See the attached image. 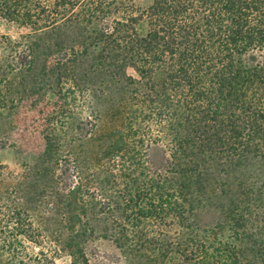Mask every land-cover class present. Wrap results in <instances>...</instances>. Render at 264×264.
<instances>
[{"label":"rangeland","instance_id":"1","mask_svg":"<svg viewBox=\"0 0 264 264\" xmlns=\"http://www.w3.org/2000/svg\"><path fill=\"white\" fill-rule=\"evenodd\" d=\"M129 1L135 15L152 2ZM63 25L45 42L0 19L1 262L154 264L147 256L128 261L125 247L139 256L159 234L171 252L159 264H178L174 245L182 233L224 225V239L236 245L242 264H264L262 196L248 209L230 205L247 194L243 168L211 163L201 171L210 174V183L188 199L185 221L160 214L164 176L177 168L161 126L145 121L146 111L138 115L133 106L138 86L130 79L138 80L137 74L129 68L118 80L95 64V49L84 54L75 45L73 52L72 42L81 38ZM146 31L143 19L136 32ZM59 44L63 50L53 49ZM119 132L127 146L113 153ZM118 233L128 239L118 240Z\"/></svg>","mask_w":264,"mask_h":264},{"label":"trees","instance_id":"2","mask_svg":"<svg viewBox=\"0 0 264 264\" xmlns=\"http://www.w3.org/2000/svg\"><path fill=\"white\" fill-rule=\"evenodd\" d=\"M134 12L129 0H0V19L32 30L38 39L57 36L63 22L81 38L72 42L73 52L75 45L84 54L95 49V64L118 80L134 70L133 106L138 115L146 111L145 121L161 126L177 168L164 176L162 216L185 221L188 199L210 183V174L203 177L201 171L211 163L245 169L247 194L230 205L234 210L240 204L241 209L257 206L264 200V0H152ZM143 19L147 31L139 36L136 25ZM116 138L113 153L127 146L122 132ZM256 191L259 199L252 196ZM223 226L182 233L174 245L182 258L178 264H242L236 245L224 239ZM157 237L139 256L125 247L127 260L164 261L171 252ZM117 239L128 238L118 233ZM70 251L75 258L73 247Z\"/></svg>","mask_w":264,"mask_h":264}]
</instances>
